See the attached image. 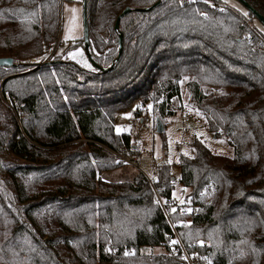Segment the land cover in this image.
<instances>
[{
    "label": "trees",
    "instance_id": "1",
    "mask_svg": "<svg viewBox=\"0 0 264 264\" xmlns=\"http://www.w3.org/2000/svg\"><path fill=\"white\" fill-rule=\"evenodd\" d=\"M157 1L86 0L95 66L82 37L90 69L54 59L29 69L18 61L58 37L61 0H0V57L14 63L0 66L2 264H184L168 242L174 231L206 264H264V26L226 0H160L142 10ZM245 1L264 17V0ZM185 76L207 130L232 147L231 156L215 154L196 138L194 155L179 157L194 208L187 225L154 201H173L168 163L151 179L101 177L118 155L139 154L129 134L115 132V114L150 103L163 122ZM82 115L92 123L80 132ZM152 247L164 252L141 254Z\"/></svg>",
    "mask_w": 264,
    "mask_h": 264
},
{
    "label": "rangeland",
    "instance_id": "2",
    "mask_svg": "<svg viewBox=\"0 0 264 264\" xmlns=\"http://www.w3.org/2000/svg\"><path fill=\"white\" fill-rule=\"evenodd\" d=\"M226 3L238 9L240 12L246 13L245 7L238 0H226ZM73 9H75V11H73ZM82 13L83 0H61V23L57 38L61 40L62 46H59L57 50L53 52L54 54L49 52L56 38L43 53L19 60L18 62L29 64V69H33L36 66L40 69L45 61H51L53 59L74 61L81 66H85L86 63L90 66V62L82 47V41L79 39L82 38L83 35ZM254 22L260 28H263L257 20ZM77 39H79V45L76 44L75 40ZM73 52L79 53L75 59L69 56V53ZM88 69H90V67ZM189 79V76H185L179 81V95L173 97L170 103V108L173 110V113L163 117V132L161 133L156 131L155 119L157 115L152 111V108H148L150 103L145 106L135 104L136 109L140 108V113L138 114L134 112V109L120 111L115 114V132L118 134H129L132 138V143L138 147L136 151L139 152L137 155L138 167L122 163L117 158L118 167L114 170L103 172L101 174L102 178L107 181H123L135 177L137 172L141 171L151 179L156 177L155 171L158 166L168 163L170 165V173L174 178L172 202L177 205H183L190 189L183 187L178 181V159L180 156L192 157L194 155L190 142L197 138L215 154L232 155V147L227 141V136L220 135L214 137L213 134L207 130L204 117L195 103L190 99V92L186 86V82ZM202 87L206 94H220L226 91L224 88L211 86ZM129 113L131 115H127ZM71 115L74 114L72 113ZM144 118H149V122L145 124L144 129L140 130L141 120ZM64 120L66 124L70 122L68 116H64ZM91 123L92 118L90 116L82 115L81 119L77 121L79 131H83ZM117 128L120 129L119 132H117ZM173 193L176 194L177 198H174ZM181 200H183V203H181ZM171 209L174 208L171 207ZM189 220V218L183 217L179 223L187 225ZM3 227V222H0V244L8 240ZM186 236L190 239L194 238V235L186 234ZM195 240H197L195 243L196 245L197 243L205 242L201 238H196ZM19 241H21V243L25 242L23 239H19ZM5 248L8 249L7 246H5ZM21 249L24 250V248ZM3 252L4 249L0 251V264L6 262L5 252ZM13 252L17 253V251ZM161 252H164L162 247H152L141 250L143 256L149 255V257H151L150 255L152 254ZM19 263H21V260ZM201 264H206L205 260H201Z\"/></svg>",
    "mask_w": 264,
    "mask_h": 264
},
{
    "label": "built area",
    "instance_id": "3",
    "mask_svg": "<svg viewBox=\"0 0 264 264\" xmlns=\"http://www.w3.org/2000/svg\"><path fill=\"white\" fill-rule=\"evenodd\" d=\"M59 46H62V42L59 38L56 39L54 45L52 46V48L50 49V53H53L55 51V49H57ZM149 122V118H144L141 120V126H140V130L145 128V124ZM118 160L122 163H127L133 166L138 167V156H122V155H118ZM156 172V171H155ZM155 202L159 203V205L161 206L165 216L167 217V219L170 221V214L173 212L171 207H173L180 215L189 218L192 215L194 208L191 204L188 203H184L183 205H177L174 202H170V204L165 203V201L156 194L155 197ZM188 209H191V211L189 212ZM171 241H177V243H175V250L179 251V258L181 261H183L184 264H201V259L198 257V255L196 253L191 254L186 248L185 246L181 243L178 235L176 234V232L174 231V235L172 238L168 239V242L171 243Z\"/></svg>",
    "mask_w": 264,
    "mask_h": 264
},
{
    "label": "water",
    "instance_id": "4",
    "mask_svg": "<svg viewBox=\"0 0 264 264\" xmlns=\"http://www.w3.org/2000/svg\"><path fill=\"white\" fill-rule=\"evenodd\" d=\"M247 10H249L255 17L256 19L264 26V17L259 14L253 7H251L245 0H238ZM160 4V0H158L157 2H155L154 4H152L151 6H148L146 8H143V11H149L151 10L153 7L157 6ZM132 9L130 7H125L120 14L117 16L116 20H115V24H114V30L115 31H119V22L120 19L126 15L127 13H129ZM82 20H83V45L85 48V51L87 53V56L89 57V59L92 61L91 56L89 54V37H88V25H87V14H86V0H83V13H82ZM118 55H117V60L121 55L122 52V34L119 33L118 35ZM13 63V59L11 57H0V66H12ZM93 65L95 66V64L93 63ZM110 67L108 68H102V71H107ZM155 125H156V131L158 133L163 132V123L161 122L160 118L157 116L155 119Z\"/></svg>",
    "mask_w": 264,
    "mask_h": 264
},
{
    "label": "snow or ice",
    "instance_id": "5",
    "mask_svg": "<svg viewBox=\"0 0 264 264\" xmlns=\"http://www.w3.org/2000/svg\"><path fill=\"white\" fill-rule=\"evenodd\" d=\"M205 2H207V0H205ZM73 11H75V9H73ZM245 15H247V13H245ZM78 54H79L78 52H73V53H69V56L72 57L73 59H75L76 56H77ZM88 66H89V65H87V64L85 63V67H88ZM138 107H139V106H138ZM148 108L151 109V108H152V105L149 104V105H148ZM127 115H131V114L129 113V114H127ZM119 131H120V129L117 128V132H119ZM202 194H203V193H202ZM173 196H174V198H177L175 193H173ZM181 203H183V200H181ZM172 211H175V209H172ZM188 211L190 212L191 209H188ZM171 243H172V244H175V243H177V241H171ZM201 244H203V242H201ZM125 254L127 255L128 253H125Z\"/></svg>",
    "mask_w": 264,
    "mask_h": 264
},
{
    "label": "crops",
    "instance_id": "6",
    "mask_svg": "<svg viewBox=\"0 0 264 264\" xmlns=\"http://www.w3.org/2000/svg\"><path fill=\"white\" fill-rule=\"evenodd\" d=\"M131 109H135V105H133V107Z\"/></svg>",
    "mask_w": 264,
    "mask_h": 264
}]
</instances>
